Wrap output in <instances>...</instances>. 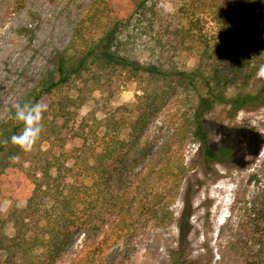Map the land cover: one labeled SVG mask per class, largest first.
<instances>
[{"label":"trees","instance_id":"obj_1","mask_svg":"<svg viewBox=\"0 0 264 264\" xmlns=\"http://www.w3.org/2000/svg\"><path fill=\"white\" fill-rule=\"evenodd\" d=\"M130 1L132 11L122 13L114 8L115 0H96L68 46L54 55L53 68L19 102L51 100L31 150L0 143V191L19 173L30 186L23 206L0 218V264H61L85 233L100 236L110 229L117 239L132 242L143 238L148 226L159 229L176 220L178 241L169 264L203 258L213 264L217 255L220 264H231L225 247L217 254L209 245L194 256L189 247L195 208L183 189L188 173L179 152L183 140L177 141L174 133L160 146L143 138L177 90L191 86L198 105L187 121L205 144L204 161L224 156L229 165L243 169L258 159L264 132L233 126L214 148L204 114L218 104L228 105L234 115L264 108V78L256 74L264 63V0H178L177 12L160 22L155 35L154 46L164 55L158 66L140 64L125 50L158 0ZM183 56L179 67L175 60ZM114 73L125 82L144 78L135 101L102 118L74 119L69 128L68 116L89 94L112 92ZM13 112L14 107L0 123V140L10 141L22 128ZM68 129L72 136L64 133ZM258 175L251 180L260 181ZM180 196L184 206L177 217L169 201ZM257 209L246 223L253 231L238 238L245 251L235 254L237 264H264V208ZM82 263L75 257L65 264Z\"/></svg>","mask_w":264,"mask_h":264},{"label":"rangeland","instance_id":"obj_2","mask_svg":"<svg viewBox=\"0 0 264 264\" xmlns=\"http://www.w3.org/2000/svg\"><path fill=\"white\" fill-rule=\"evenodd\" d=\"M95 1L0 0V123L53 68L54 55L68 46L75 26L85 18ZM113 6L122 13L133 9L130 0H115ZM179 6L178 0H158L141 24L138 34L127 39L126 52L140 64L160 65L163 54L154 46L155 35L160 22L170 20ZM176 59L177 65L182 67L186 58ZM187 63L192 65L194 60L190 59ZM114 74L118 76L113 77L112 92L95 90L89 94L91 96H87L84 105L72 110L68 116L69 128L74 119L88 120L93 114L102 118L108 110L135 101L136 95L141 93L144 78L125 82L119 73ZM82 89L84 91L85 88ZM177 91L150 125L144 142L163 146L174 133H177L174 136L177 141L183 140V148L179 152L188 164L183 189L185 195L191 197L195 208L189 247L193 256L205 253L209 245L217 254L225 247L228 262L237 264L234 262L235 254H240L239 250L245 251V244L237 245L238 238L253 231L252 224H246L250 220L249 215L254 213L255 207L258 208L257 213L264 208V147L249 168L229 165L224 156L218 161H204L205 144L187 121L198 105L197 94L191 86ZM79 101L76 103L79 104ZM44 104L50 105L51 100H45ZM204 118L209 143L214 148L220 146L233 126L253 127L264 132V108L250 112L242 110L234 115L228 105L218 104L213 110L205 112ZM58 122L62 123L61 120ZM68 131L64 133L72 136L73 133ZM175 148L172 146L171 150L175 151ZM254 173L259 174L260 181L251 180ZM28 188L30 186H27L23 173L17 175L13 184L2 187L0 218L6 217L14 206H23L22 197ZM169 206L178 217L184 206V197H175L169 201ZM241 217L245 220L243 226ZM261 224L264 226V220ZM8 230L13 233L10 227ZM145 231L143 238L132 242L117 239L110 229H105L100 236L85 233L78 238L61 264L75 257L82 259V264H169V258L177 247L178 221L159 229L148 226ZM219 257L216 256L213 264H220ZM201 261H193V264H206L205 258Z\"/></svg>","mask_w":264,"mask_h":264},{"label":"clouds","instance_id":"obj_3","mask_svg":"<svg viewBox=\"0 0 264 264\" xmlns=\"http://www.w3.org/2000/svg\"><path fill=\"white\" fill-rule=\"evenodd\" d=\"M257 76L264 78V63H261L257 70ZM47 105L41 102L17 103L14 106L13 118L21 122L22 128L18 134H14L9 140H0V143H11L17 146L21 151L31 150L36 141L40 138L43 124V115ZM17 157H12L16 159Z\"/></svg>","mask_w":264,"mask_h":264}]
</instances>
